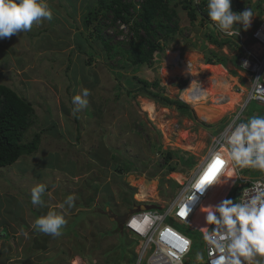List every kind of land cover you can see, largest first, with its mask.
<instances>
[{
	"label": "rangeland",
	"instance_id": "1",
	"mask_svg": "<svg viewBox=\"0 0 264 264\" xmlns=\"http://www.w3.org/2000/svg\"><path fill=\"white\" fill-rule=\"evenodd\" d=\"M75 1L68 0L66 6L68 2L63 0H46L52 12L50 20L0 40V85L10 87L32 106L31 124L21 142H30L35 134H40L41 140L35 153L0 168V257L6 258L2 264H25L29 257L27 264H74L76 260L79 264H102L110 259L122 242L112 232L116 228L108 210L124 215L133 210V202L159 208L172 204L209 152L212 137L238 111L235 106L221 118L204 111L206 119L217 121L210 124L196 115L199 107L190 105L193 91L200 86L210 89L208 78L212 81L223 76L234 91L239 85L243 88L244 73L229 61L224 67L212 63L220 70H206L205 66H213L207 59L216 60L208 50L228 58L238 52L210 45L205 17L198 16L191 23L187 11L178 4L182 0H173L176 17L172 20L181 30L171 38L159 36L161 49L154 53L151 64L136 67L127 59L128 46L112 53L104 50L102 41L91 35L92 27L82 25ZM93 1L86 12L94 9ZM204 1L201 10L207 11ZM137 3L131 4L134 10ZM245 8L254 13L250 27L246 31L239 24L234 27L248 34L264 18V0H231L232 12L239 14ZM107 19L101 17L97 23L102 25L101 35L112 43L128 41L123 31L106 27ZM139 79L157 80L164 87V96L185 103L189 111L164 107L137 93ZM82 89L90 91L88 105L73 114L72 97L82 94ZM223 91L221 88L220 93ZM147 102L154 104L151 115L144 110ZM227 102L226 98L224 104L229 105ZM252 116H264V108L250 103L243 113L244 121ZM166 152H173L168 162L164 161ZM179 158L190 165L180 163ZM171 167L173 171H169ZM254 171L245 173L253 177ZM233 180L227 183L229 188ZM38 184L46 186L43 207L31 203V190ZM142 188L154 189L146 201L138 199ZM69 195L75 197L74 206L61 209L59 205ZM237 195L234 188L227 200L237 203ZM48 211L65 217L58 237L33 228L35 219ZM158 211L163 213V209ZM190 226L199 230L202 225ZM172 227L193 240L183 264H203L200 232L180 223L173 222ZM215 227L210 224L207 232ZM102 232L110 233L103 238ZM122 238L124 261L132 250L136 257L139 241L135 244L126 231Z\"/></svg>",
	"mask_w": 264,
	"mask_h": 264
},
{
	"label": "clouds",
	"instance_id": "2",
	"mask_svg": "<svg viewBox=\"0 0 264 264\" xmlns=\"http://www.w3.org/2000/svg\"><path fill=\"white\" fill-rule=\"evenodd\" d=\"M193 3L194 5L200 4V0H193ZM198 14L201 16V13ZM51 17L52 12L46 0H0V40L30 31L34 23L40 24L44 20H50ZM201 18L204 17L201 16ZM253 18L254 13L251 8H245L239 14L232 12L231 0H207L205 25L209 19L213 22L212 26L225 34L238 36L240 29L234 25L239 24L246 31ZM98 20L100 21L99 17ZM210 45L216 48L214 44L210 43ZM89 95L88 89H82V94L72 97V104L75 106L73 114L87 107ZM227 144V155L230 161H234L241 168L250 167L264 170V116H252L246 122L236 124L227 138ZM201 181L202 179L191 186L192 195L189 202L196 199L195 193L202 194L206 185L214 183L213 178L204 183ZM45 191L44 184L34 186L31 190V203L43 207L42 197ZM74 201L75 197L69 195L59 207L71 209L74 206ZM140 206L149 205L134 203L133 210L124 215L108 213L109 210L107 212V216L113 217L111 222H117L139 243L141 237L137 235L138 233H132L131 227H128L127 224L136 214L148 211L137 210L134 212ZM206 222L217 226L209 235L220 243L221 250L228 251L231 257L230 264H264V193L256 195L248 202L236 203L232 200H224L215 207H209ZM143 223L148 224L146 220ZM65 224L64 215L58 214L56 211H48L45 215L35 219L33 228L45 235L58 237L62 234Z\"/></svg>",
	"mask_w": 264,
	"mask_h": 264
},
{
	"label": "built area",
	"instance_id": "3",
	"mask_svg": "<svg viewBox=\"0 0 264 264\" xmlns=\"http://www.w3.org/2000/svg\"><path fill=\"white\" fill-rule=\"evenodd\" d=\"M133 2L135 0H128L130 4ZM142 3L143 0H138L136 9L131 8L130 13L135 11L137 14L141 10ZM212 24L213 22L208 19L207 26L210 28L209 34L213 36V39L229 41L224 47L234 48L238 52L235 56L238 58L237 66L244 73V86L242 88L239 85L234 91L233 88L231 89L233 93H240L245 90L243 91L244 97L241 103L237 105L238 111L231 115L230 120L223 126L222 134L218 138L212 139L209 152L199 163L191 177L186 180L185 187L177 199L167 207L159 208L163 209V213H160L159 209H149L136 214L128 222L127 226L131 227L132 233H138L137 235L141 237L134 264H183L191 252L193 240L192 237L175 231L172 225L168 223L170 220L200 232L205 251L203 264H230L231 257L228 251L226 249L221 250L220 243L209 235L216 227L207 232L210 227L209 224L206 231L202 232L191 227L189 222L216 180L229 168L234 170L235 176L223 201L228 199L234 188L238 190L237 203L248 202L256 195L264 193V170L250 167L241 168L234 161H230L227 155V138L236 124L245 122L243 113L249 104L253 102L264 108V18L248 34H244L240 29L238 36L225 34ZM116 26L117 32L123 31L125 35L129 33V27L120 21L116 23ZM225 99L224 97L222 102ZM217 160L221 161V164L214 170V183L206 185L202 194L195 193L196 199L189 202L192 195L191 186L196 181L203 179L210 169H213ZM252 170H255L253 177L245 173ZM181 212L184 214L181 215ZM144 220L147 221V225L143 223Z\"/></svg>",
	"mask_w": 264,
	"mask_h": 264
},
{
	"label": "trees",
	"instance_id": "4",
	"mask_svg": "<svg viewBox=\"0 0 264 264\" xmlns=\"http://www.w3.org/2000/svg\"><path fill=\"white\" fill-rule=\"evenodd\" d=\"M173 0H144L141 5V10L138 14H131V4L128 0H98V6L93 10L87 12L82 18V25L86 28L92 27L94 33L92 36L99 41H102V46L105 51L113 52L122 46H128L127 59L131 66L145 65L148 66L153 61L154 53L160 50L158 44L159 36L171 38L176 35L179 29L176 23H173V18L176 17ZM182 8L187 11L188 19L194 23L201 13L202 17H207V11L201 10L206 4L204 0L200 4L194 5L193 0H182L178 2ZM174 7V8H173ZM237 11H241L240 4L236 3ZM203 12H201V11ZM110 13V14H108ZM98 17L107 19L109 22L106 27L116 28V23H121L129 27L127 37L129 40L122 39L119 42L112 43L110 38H106L101 34V24ZM134 18V19H133ZM98 20V22H96ZM96 22V23H95ZM95 23V24H94ZM41 34V33H40ZM143 34V35H142ZM209 42L214 44L216 48H222L229 41H219L207 36ZM212 53V57L216 58L211 60L207 59L209 64H221L225 66L226 62H230L233 66L237 67L238 58L233 56L228 58L225 55H217L215 51L208 50ZM91 60L89 59L90 63ZM212 64V65H213ZM208 72L220 70L219 65L205 66ZM196 84V83H195ZM194 84V85H195ZM197 85V84H196ZM195 85V86H196ZM194 86V87H195ZM120 87V86H117ZM164 87L157 80H137L136 90L146 98L152 99L156 103H160L164 107L183 109L189 111L188 106L178 100L168 99L163 94ZM129 93V92H128ZM130 94V93H129ZM32 114L31 103L25 97L19 95L16 91L8 86L0 85V168L9 166L16 162L22 156H29L37 151L40 140V134H35L32 140L28 143H22V135L29 128L30 116ZM173 156V152H166L164 154V161L168 162ZM180 163L189 164L180 159ZM173 167L169 171H173ZM134 204V203H133ZM173 224L172 221H168ZM116 229L112 232L118 235L121 239L120 246H117V253L109 259H105L102 264H134L135 254L132 250L127 259L124 261V236L125 231L122 226L117 222L112 223ZM209 223L199 227V230L204 231ZM110 232H102L103 238L109 235ZM135 244L137 239H135ZM136 258V257H135Z\"/></svg>",
	"mask_w": 264,
	"mask_h": 264
},
{
	"label": "bare ground",
	"instance_id": "5",
	"mask_svg": "<svg viewBox=\"0 0 264 264\" xmlns=\"http://www.w3.org/2000/svg\"><path fill=\"white\" fill-rule=\"evenodd\" d=\"M209 36L212 37V35H209ZM208 79L210 80L209 82L211 84L210 89L208 91H205L203 94L198 93L199 90L201 89V86L196 91H193L191 93V94H193V96L192 95L189 96L193 100V103H191L190 105L194 109H197L200 106L198 108V110H195L196 115L202 121L205 120L204 122H206V123L214 124L217 121L214 119H212V120L206 119L207 117H204L203 112L204 111L213 112L212 114H215V113L219 114V117L221 118L228 111L233 110V108L235 106H237L238 104L241 103V101L243 100V97H244V92L242 90V92H240V93H233L232 89H231L233 84L230 81L226 80L227 78H224L223 76L218 77L216 80L213 79L212 81H211L212 78H208ZM221 88H224V91L222 94L220 93ZM236 94L241 95V97L235 96ZM224 97L228 99L227 103L232 107H230L227 104H224L225 101L222 104V100ZM239 98H240V100H239ZM220 100H221V102H220ZM144 110L146 112H148V114H150V115L153 114L154 113V104L151 102L144 103ZM222 129H224V128H222ZM222 132H223V130H221V132L218 133L216 136L212 137V139L218 138V136L221 135ZM211 142H212V140H211ZM174 176L176 177V174ZM234 176H235L234 170L230 169V168L224 174L219 176L218 180H216V183L213 185V187L208 192L206 197L202 200L200 206L196 209V212L194 213L192 219L189 222L190 225L191 224L192 225H199V224L200 225H206L207 224L206 215H207L208 208L209 207H215V206L219 205L220 202L222 201V199L225 198L227 192L230 189L229 188L230 184H227V183H230L231 179H234ZM140 193L143 194L142 196L144 197L145 201H146V198L150 197V195L152 194L151 190H147V188H142V190H140ZM208 225H207V227H208ZM207 227H206V229H207ZM206 229L203 232H205Z\"/></svg>",
	"mask_w": 264,
	"mask_h": 264
},
{
	"label": "crops",
	"instance_id": "6",
	"mask_svg": "<svg viewBox=\"0 0 264 264\" xmlns=\"http://www.w3.org/2000/svg\"><path fill=\"white\" fill-rule=\"evenodd\" d=\"M64 2H68V0H63ZM83 1H85V6L83 7V6H81L82 4H81V2L82 3H84ZM77 3V6L79 7V11L78 10H76L77 12H79V13H81V20H82V18H83V16L87 13L86 12V7L88 6V4L89 3H91V0H76L75 1V4ZM67 4H69V2L68 3H66V4H64V5H66L67 6ZM92 5L94 6V7H97L98 6V0H94L93 1V3H92ZM67 10V9H66ZM81 11V12H80ZM82 22V21H81ZM214 80H216V79H214ZM244 91V90H243ZM66 111V110H65ZM205 121V120H204ZM49 154V153H48ZM23 157H25V156H23ZM22 158V157H21ZM143 185L144 184H142V187H143ZM150 188V187H149ZM151 190H153L154 191V189H152L151 188ZM47 192V191H46ZM140 201H145V199H144V197L143 196H141V194H139V198H138ZM8 252H6V253H4V255L5 254H7ZM30 258V257H29ZM29 258H27V259H29ZM27 259L26 260H24V263L25 264H27ZM6 261V258L3 256V258L2 257H0V264H2L3 262H5ZM77 261L78 260H76V262H74V264H79V263H77ZM42 264H44V261H43V263Z\"/></svg>",
	"mask_w": 264,
	"mask_h": 264
},
{
	"label": "snow or ice",
	"instance_id": "7",
	"mask_svg": "<svg viewBox=\"0 0 264 264\" xmlns=\"http://www.w3.org/2000/svg\"><path fill=\"white\" fill-rule=\"evenodd\" d=\"M221 164V161L217 160L216 161V164L213 165V169H210L209 173L205 175V177L202 179L201 183H204L205 181L207 180H210L213 178V173H214V170L215 168ZM184 213L181 212V215H183Z\"/></svg>",
	"mask_w": 264,
	"mask_h": 264
},
{
	"label": "water",
	"instance_id": "8",
	"mask_svg": "<svg viewBox=\"0 0 264 264\" xmlns=\"http://www.w3.org/2000/svg\"><path fill=\"white\" fill-rule=\"evenodd\" d=\"M149 209H159V207L157 206H140L138 208H136V210H134V212H136L137 210H149Z\"/></svg>",
	"mask_w": 264,
	"mask_h": 264
},
{
	"label": "flooded vegetation",
	"instance_id": "9",
	"mask_svg": "<svg viewBox=\"0 0 264 264\" xmlns=\"http://www.w3.org/2000/svg\"><path fill=\"white\" fill-rule=\"evenodd\" d=\"M204 88H205L204 86H201V89L199 90L198 93L203 94L206 91V89H204Z\"/></svg>",
	"mask_w": 264,
	"mask_h": 264
}]
</instances>
